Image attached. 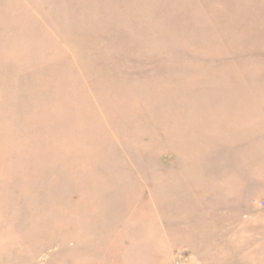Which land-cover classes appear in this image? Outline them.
Masks as SVG:
<instances>
[{
    "label": "rangeland",
    "instance_id": "rangeland-1",
    "mask_svg": "<svg viewBox=\"0 0 264 264\" xmlns=\"http://www.w3.org/2000/svg\"><path fill=\"white\" fill-rule=\"evenodd\" d=\"M0 264H264V0H0Z\"/></svg>",
    "mask_w": 264,
    "mask_h": 264
}]
</instances>
